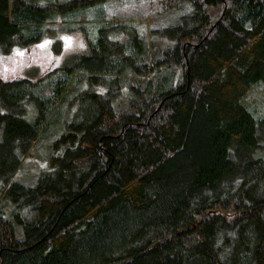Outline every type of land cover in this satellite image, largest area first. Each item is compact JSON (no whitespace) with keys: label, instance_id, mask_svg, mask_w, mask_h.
I'll return each mask as SVG.
<instances>
[{"label":"trees","instance_id":"obj_1","mask_svg":"<svg viewBox=\"0 0 264 264\" xmlns=\"http://www.w3.org/2000/svg\"><path fill=\"white\" fill-rule=\"evenodd\" d=\"M102 1L0 0V53ZM190 1L149 39L106 22L47 76L0 79V264H264L261 133L245 104L264 83V0ZM73 102L48 169L12 181Z\"/></svg>","mask_w":264,"mask_h":264},{"label":"rangeland","instance_id":"obj_2","mask_svg":"<svg viewBox=\"0 0 264 264\" xmlns=\"http://www.w3.org/2000/svg\"><path fill=\"white\" fill-rule=\"evenodd\" d=\"M193 7L190 0H184L176 6H167L166 0H105L88 8L78 9L69 14L71 18L67 20H72V24H78L79 27L68 26L73 29L58 31L56 35H46L30 48H17L6 54L0 53V79L25 77L36 80L47 76L55 68L61 67L69 58L88 51L89 40L95 41L99 37L103 23L130 22L135 25L141 36L149 39L153 29L180 22ZM48 26L53 27L55 31L60 24L54 22ZM109 33L115 35L116 31L111 30ZM56 40L63 41L59 51L54 47ZM166 41L172 43L167 39ZM80 86L82 89L86 85ZM77 92L78 90H74L67 98H72ZM31 104H34L36 113L30 116ZM245 104L260 125L262 146L256 155L264 159V83L252 87L247 94ZM75 105V102L70 106L64 103L61 110L53 114L48 125L41 130L30 153L16 170L12 181L29 186L37 183L41 174L48 169L50 158L58 151L55 149V142L66 130L67 112L70 109L74 110ZM38 109L36 102L29 103L25 117L33 121L38 114ZM3 185L4 182L0 180V187ZM15 227L17 236L22 237V225L15 223Z\"/></svg>","mask_w":264,"mask_h":264}]
</instances>
